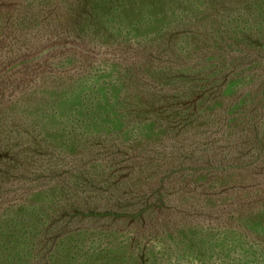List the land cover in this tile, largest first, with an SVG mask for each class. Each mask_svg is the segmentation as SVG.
<instances>
[{"label": "trees", "instance_id": "trees-1", "mask_svg": "<svg viewBox=\"0 0 264 264\" xmlns=\"http://www.w3.org/2000/svg\"><path fill=\"white\" fill-rule=\"evenodd\" d=\"M39 1L0 5L43 32L0 36L23 50L0 73L29 60L2 82L27 72L34 86L0 109V264H82L91 226L136 232L85 264H160L136 238L195 225L264 245V0ZM98 47L118 55L101 74ZM36 123V148H16L15 125ZM13 182L40 186L11 202ZM193 185L210 187L191 190L197 207ZM196 209L205 222L186 221Z\"/></svg>", "mask_w": 264, "mask_h": 264}, {"label": "rangeland", "instance_id": "rangeland-1", "mask_svg": "<svg viewBox=\"0 0 264 264\" xmlns=\"http://www.w3.org/2000/svg\"><path fill=\"white\" fill-rule=\"evenodd\" d=\"M17 2V0H0V5L3 6L5 3ZM19 1V0H18ZM58 1V0H54ZM42 2L40 0L37 3ZM14 5V4H13ZM17 6V5H15ZM0 10V22L6 17H11L8 19H5V23L7 25L0 26V36L3 35H9L10 30L14 31H20L24 36L28 35L31 36L30 39L36 40L42 37L41 33V24L38 25L39 20L34 21L33 23L28 22L24 23L23 26H18V21L14 19L16 17L17 12L12 9V7H1ZM11 13V14H9ZM25 16V14H23ZM26 17V16H25ZM29 23H31V27H29ZM3 27V28H2ZM8 30V31H7ZM9 44V43H8ZM22 48V47H21ZM53 51V49L49 50ZM48 51V52H49ZM23 52L22 49H12L9 46H6V44H3L0 42V70H2L3 65L6 63L7 58L13 56L14 54H21ZM47 52V53H48ZM91 52V59L95 61V67L94 69L98 70L99 73L108 72L110 65L112 64V60L118 59V55L113 54L112 51L104 48V47H98L95 50L90 51ZM45 53V54H47ZM41 53L37 56L42 57L43 55ZM120 61V60H118ZM54 62V63H53ZM105 62V63H103ZM53 63V64H52ZM50 69L48 68V71H53L54 67H62L61 64H63L60 61L55 62L53 60V57L50 59ZM89 62H86L85 65L88 66ZM101 64H105L101 66ZM12 65V64H11ZM10 65V66H11ZM81 65V64H80ZM79 65V66H80ZM8 66L6 69H4L0 73V83L2 84L0 86V109L2 110L4 105L3 102L6 100H10L15 98L16 95L22 94V92H26V90L33 89V85H31L32 82H30L31 77L26 74H20L17 76H14L11 81L10 78L7 79V81L4 79H1L5 74L7 73V69L10 67ZM54 66V67H53ZM42 67H40L41 69ZM34 69V68H33ZM38 71H36L37 77H41L43 75V71L36 68ZM14 70V69H13ZM11 70V71H13ZM47 70V69H46ZM89 69H87L88 71ZM10 71V72H11ZM42 71V72H41ZM47 71V72H48ZM9 72V73H10ZM40 74H39V73ZM76 72V71H75ZM74 72V73H75ZM7 73V74H9ZM106 78H102V81L111 80L115 77L114 74L108 75L106 74ZM90 85H87V88H84L81 91V95L85 94L86 91L90 92ZM100 87V84L98 83L95 87V89H98ZM88 96H90L88 94ZM17 106V104H16ZM11 107V106H10ZM15 113L19 110V105L16 108ZM4 113V112H3ZM0 116H4L2 113H0ZM27 117V116H26ZM29 118L35 117L34 115L28 116ZM27 117V118H28ZM17 121V120H16ZM16 121L13 123V125L16 123ZM16 129H19V132L22 133L21 138L18 139L20 142L18 143L16 148H20V150L23 148L24 151L32 149V147L36 148L32 144V140H34L37 144L38 141L41 139V133L39 130V123L35 124L31 129L30 132H23V127L21 124L15 125ZM17 134V133H16ZM18 138V137H17ZM70 160V158H69ZM68 161V159H67ZM40 186V184L32 183V184H25L19 183V182H13V191L7 198V201L14 202L16 199H19L20 196L27 190L34 189L36 187ZM200 188V189H206L205 186H191L189 188L190 191L187 193H190L188 195V200L190 199L191 203L195 205V207L198 206V202L195 201V199L191 196H193V193L191 190H194V188ZM210 187L208 186L207 189ZM219 198V196H218ZM218 201V205H222V203L227 204V201L225 198L220 197ZM225 201V202H224ZM218 207V206H217ZM198 212V217L196 213L192 212V214H189L188 216L183 215L186 218V221H201L205 222V217L201 215L202 209H196ZM105 224V223H104ZM201 224V223H200ZM202 225V224H201ZM106 227V225H103ZM87 227V226H85ZM89 227V226H88ZM111 230H105V228H99L98 226H91V230H89L86 236V240H82V254L84 255L83 259H93V255L97 254L100 250H104L106 248H111L113 246L118 245L123 246L127 245L130 246V243L134 240L135 230H130L121 227H114L112 225ZM191 228V229H189ZM95 230V231H94ZM105 230V231H103ZM137 242L135 243L134 249L135 252H139L140 246L143 248L151 247L155 254L157 255L158 262L160 264H264V245H261L259 243L252 242L250 238H246V236L240 232V231H232L224 229V228H216L215 225H212L210 227L206 226H190L187 227V229H182L180 231L175 232L173 235L164 236L162 235H150V233L145 234L141 233L139 237L136 238ZM188 241H192V243H188ZM192 247V248H191ZM82 262V264H85V262ZM100 263V262H99ZM96 263V264H99Z\"/></svg>", "mask_w": 264, "mask_h": 264}, {"label": "water", "instance_id": "water-1", "mask_svg": "<svg viewBox=\"0 0 264 264\" xmlns=\"http://www.w3.org/2000/svg\"><path fill=\"white\" fill-rule=\"evenodd\" d=\"M49 50H50V48L45 49V50L41 53V55L47 53ZM41 55H40V56H41ZM38 57H39V56H36V57H34V59H37ZM27 62H29V60H19V61L13 63V64L7 69V73H9L11 70H13V69H15V68L19 67L20 65H22V64H24V63H27Z\"/></svg>", "mask_w": 264, "mask_h": 264}]
</instances>
